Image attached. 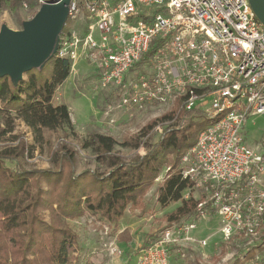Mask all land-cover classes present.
I'll return each mask as SVG.
<instances>
[{"label": "built area", "instance_id": "1", "mask_svg": "<svg viewBox=\"0 0 264 264\" xmlns=\"http://www.w3.org/2000/svg\"><path fill=\"white\" fill-rule=\"evenodd\" d=\"M69 19L78 30L60 36L57 53L72 70L83 57L124 106L171 108L182 98L181 110L210 121L184 157L183 175L201 191L200 207L219 216L224 239L263 243L264 259V150L241 134L249 117L264 114V24L249 0H70ZM195 227L174 224L137 264H170V247L184 240L177 234L191 240Z\"/></svg>", "mask_w": 264, "mask_h": 264}, {"label": "trees", "instance_id": "2", "mask_svg": "<svg viewBox=\"0 0 264 264\" xmlns=\"http://www.w3.org/2000/svg\"><path fill=\"white\" fill-rule=\"evenodd\" d=\"M39 2L0 0V13L10 10L17 15L24 4L34 11ZM71 24L69 19L64 34ZM154 48L152 44L142 60L149 58ZM71 72V61L57 53L43 69L26 72L17 84L9 76L0 77V143H5L0 145V264H70L71 251L79 237L68 221L90 213L100 222L118 225L128 210L144 211L146 196L164 169L168 171L158 187L157 202L163 209L180 203L164 217L167 228L199 217L202 211L215 215L209 204L200 207L203 199L193 195L195 182L184 177L182 167L199 132L210 121L199 111L181 110L182 98L147 123L138 135L121 143L112 136L91 133L82 148L91 150L105 171L76 174L72 167L77 151L65 143H61L59 154L52 160L56 169L26 170L19 164L15 168L6 165V161L17 162L33 151L22 135L15 133L19 120L30 128L39 144L45 142L47 132L75 133L68 105L54 102L57 90ZM169 120L175 121L164 128L162 138L149 144L145 138L151 130ZM118 145L130 149L144 146L147 151L127 160L115 151ZM43 212L49 213V220ZM117 240L130 243L133 236L125 229ZM254 248L247 250L246 259L255 257ZM256 248L263 251V243ZM225 251L223 248L219 257Z\"/></svg>", "mask_w": 264, "mask_h": 264}, {"label": "rangeland", "instance_id": "3", "mask_svg": "<svg viewBox=\"0 0 264 264\" xmlns=\"http://www.w3.org/2000/svg\"><path fill=\"white\" fill-rule=\"evenodd\" d=\"M42 4L40 0L34 11L24 4L17 15L10 10L2 11L0 13V32L4 25L14 31H23L24 23L31 21L36 16ZM67 30L69 33L71 30L77 31L78 29L73 24L68 26ZM54 102L68 105L75 133L47 132L45 142L39 144L34 141L30 128L19 120L15 133L21 134L24 140L33 147V151L31 155H27L17 162L6 161V165L15 168L19 164L26 170L56 169L57 165L52 160L59 151L61 143H65L77 151L76 163L72 167L76 174L85 170L105 171L106 169L98 164L95 154L89 149L82 148V142L91 133L109 135L121 143L128 137L138 135L147 123L171 109L152 104L144 107L124 106L119 91L112 85H104L96 67L90 60L83 57H79L75 69L57 90ZM170 126L171 124L157 125L145 140L149 144L157 143L162 138L164 128ZM241 134L250 146L264 150V114L249 117ZM4 144L0 143V145ZM115 151L130 160L136 156L144 155L147 149L144 146L138 149H130L118 145ZM166 171L168 169L162 171L155 185L148 192L146 209L144 211H127L129 221L110 226L106 224L104 226V223L100 225L99 222L92 219L89 221L86 218L68 221V224L79 233V242L71 251L70 264H104L105 262L114 264V260H118L116 264H137L138 256L162 238L168 229L164 217L180 205V203H174L163 209L157 202V190L165 179ZM201 194V191L198 190L193 193L198 199ZM43 216L49 220L48 212H43ZM188 223H193L196 226L189 232L188 237L191 240H186L184 233L177 234L179 238L184 240L181 242L182 245L170 247V264H232L237 261L238 264H264L263 251L256 247L254 248L255 251H252L255 257L245 258L247 250L251 247L249 240L245 241L238 237L228 241L224 239L221 231V220L216 214L194 217L178 224L186 225ZM124 225H132L133 228V240L127 243V246L120 245L119 241L114 239L116 233ZM88 233L93 234L94 239L91 238L92 241L86 238L89 237ZM101 234L103 237L111 238V241H108L109 244L103 242ZM203 239H207L208 243L201 247L199 241ZM110 242H114L115 247L117 246V250L109 254L110 257H114L111 258L112 260L100 261V256L103 257L102 254L104 253L103 248L110 249ZM223 248L226 250L225 254L219 257ZM112 249L111 247V251ZM94 251L97 255L92 254ZM92 256L96 257L95 261L92 260Z\"/></svg>", "mask_w": 264, "mask_h": 264}, {"label": "water", "instance_id": "4", "mask_svg": "<svg viewBox=\"0 0 264 264\" xmlns=\"http://www.w3.org/2000/svg\"><path fill=\"white\" fill-rule=\"evenodd\" d=\"M264 24V0H249ZM70 0H45L39 12L23 31L4 25L0 32V77H11L14 84L32 69H43L58 52L60 36L69 17Z\"/></svg>", "mask_w": 264, "mask_h": 264}, {"label": "crops", "instance_id": "5", "mask_svg": "<svg viewBox=\"0 0 264 264\" xmlns=\"http://www.w3.org/2000/svg\"><path fill=\"white\" fill-rule=\"evenodd\" d=\"M129 211V210H128ZM128 213L126 212V215L124 216V218H122L121 220H120V224H122V222H125V221H129V219L127 218V215ZM82 218H86L87 220H89V221H91V219L92 220H94V221H97V222H99V224L100 225H102V223L103 222H100V221H98V219H97V217L96 216H94V215H92V214H90V213H88V214H86L84 217H82ZM82 218H80V219H82ZM127 218V219H126ZM77 220H79V219H77ZM73 221H75V220H73ZM105 224L106 225H113V224H108V223H104L103 225L105 226ZM125 229H129L130 230V233H131V235L132 236H134L133 235V228H132V225H124V227H122V228H120V230L118 231V233H116V235L114 236L115 238L114 239H116L115 241H117L118 242V240H117V235L119 234V233H121L122 231H124ZM75 230V229H74ZM76 231V230H75ZM77 232V231H76ZM77 234H78V237H79V233L77 232ZM88 236L89 237H86L87 239H89V241H92L91 240V238H93L94 236H93V234H91V233H88ZM101 238L103 239V242L104 243H108V241H111V238H109V237H103V235L101 234ZM94 239V238H93ZM78 242H79V239H78ZM120 245H123V246H127L128 244L127 243H124V242H118ZM109 244V243H108ZM108 244H106V245H108ZM110 245L111 246H109L110 247V249L109 248H107V247H104L103 248V251H104V253L102 254L103 255V257H101L100 256V261H106V260H108V259H111V258H113L114 256H111L110 257V255L109 254H112V253H114L116 250H117V246L115 247V243L114 242H110ZM111 247L113 248L112 249V251H111ZM119 248V247H118ZM121 248H123V247H121ZM111 251V252H110ZM96 251H94L92 254H96L97 255V253H95ZM94 259H96V257L95 256H92V260H94ZM116 259V258H115ZM112 260V259H111ZM95 261V260H94ZM93 261V262H94ZM137 261V260H136ZM135 261V262H136ZM118 262V260H114V264H116ZM95 264H97V263H95ZM104 264H107V262H105ZM134 264V263H133Z\"/></svg>", "mask_w": 264, "mask_h": 264}]
</instances>
